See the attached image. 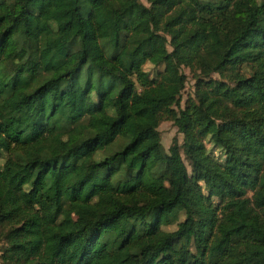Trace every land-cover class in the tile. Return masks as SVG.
Masks as SVG:
<instances>
[{
  "label": "trees",
  "instance_id": "16d2710c",
  "mask_svg": "<svg viewBox=\"0 0 264 264\" xmlns=\"http://www.w3.org/2000/svg\"><path fill=\"white\" fill-rule=\"evenodd\" d=\"M147 1L0 0L7 264H264V0Z\"/></svg>",
  "mask_w": 264,
  "mask_h": 264
},
{
  "label": "rangeland",
  "instance_id": "374dc122",
  "mask_svg": "<svg viewBox=\"0 0 264 264\" xmlns=\"http://www.w3.org/2000/svg\"><path fill=\"white\" fill-rule=\"evenodd\" d=\"M140 2H142V4H144L145 6H150L149 2L147 0H140ZM172 12V11H171ZM171 12H167L165 14V16L162 18V21L160 23V26L163 27L164 25V21L167 18V16L169 14H171ZM174 12V11H173ZM172 12V14H173ZM158 33L161 36H165V32L164 30L160 29L158 31ZM167 39H169V35L166 34ZM167 49L170 51L171 47L168 45ZM162 65H158V66H154L151 65L150 63H145L143 65V70H145L146 72L149 73L150 77H156L157 76V72L162 70ZM180 70L181 72H183L186 75V86L182 91V98L180 99V104L182 106L183 102L185 101V99L187 98L188 95L191 94L192 91V85L194 84V80L196 78V76L200 75V71L198 69H196L195 66L190 67L188 65L182 64L180 66ZM241 72H243L244 74L248 75L250 70L249 67L245 66L241 68ZM228 74V73H227ZM210 77L214 78V79H222L220 75H218L217 73H211ZM139 88V87H138ZM170 92V90L168 91ZM167 90L162 89L161 87H156V89L151 92L147 98L148 102L152 103L153 101H155L156 98L160 97V96H164L167 93ZM158 130L160 133V140H161V144L163 146V149L165 151H168L169 146L172 144V140L173 138L176 139L178 144H181L183 141V135L178 132L177 127L174 125V123L169 120V119H165L163 118L158 126ZM259 133H261L262 136H264V126L259 128ZM226 143L229 145V147L234 151L235 155L239 157V159L243 162L244 165L243 169L247 172H250L252 174L256 173V166L255 165H250V164H246L249 160H248V156L245 153L244 150V141L242 139V137L237 134V133H228L224 136ZM207 148H209L210 144L207 143L206 144ZM210 153L216 157V158H222L221 155V151H219L217 148L216 150L210 149ZM0 166L3 163L5 156L2 154L0 155ZM183 157V154H182ZM184 163L187 167V170L190 171V166L188 164V162L184 159ZM252 192H248V195L251 196ZM183 220V216L179 217V221ZM177 227V222L173 223L171 225L165 226L163 227L165 230L171 231L176 229ZM9 228L8 226H5L3 224H0V264H7L6 260L8 258V248L10 246L7 238H6V234L8 232ZM8 260H10L8 258Z\"/></svg>",
  "mask_w": 264,
  "mask_h": 264
}]
</instances>
